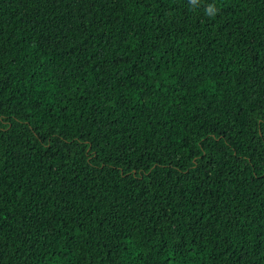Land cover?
Instances as JSON below:
<instances>
[{
	"label": "trees",
	"instance_id": "16d2710c",
	"mask_svg": "<svg viewBox=\"0 0 264 264\" xmlns=\"http://www.w3.org/2000/svg\"><path fill=\"white\" fill-rule=\"evenodd\" d=\"M0 264H264V0H0Z\"/></svg>",
	"mask_w": 264,
	"mask_h": 264
},
{
	"label": "clouds",
	"instance_id": "9594fccd",
	"mask_svg": "<svg viewBox=\"0 0 264 264\" xmlns=\"http://www.w3.org/2000/svg\"><path fill=\"white\" fill-rule=\"evenodd\" d=\"M191 3L195 4L196 3V0H191Z\"/></svg>",
	"mask_w": 264,
	"mask_h": 264
}]
</instances>
